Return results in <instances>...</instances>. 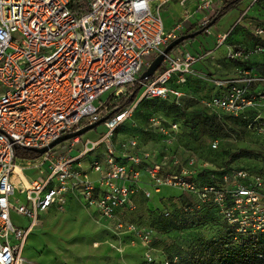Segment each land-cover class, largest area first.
Instances as JSON below:
<instances>
[{
  "label": "built area",
  "instance_id": "2783aa9c",
  "mask_svg": "<svg viewBox=\"0 0 264 264\" xmlns=\"http://www.w3.org/2000/svg\"><path fill=\"white\" fill-rule=\"evenodd\" d=\"M168 1L0 0V264H22L21 251L42 213L50 207L64 208L71 192L83 206L94 209L99 219L114 221V230L138 234L146 245L150 230L140 231L133 223L117 219L118 212L129 207L132 195L139 191L141 172L149 180L144 197L159 193L163 185L178 186L202 203L217 205L238 234L264 233L260 176L239 169L230 188H198L191 179L190 166L197 163L194 159L188 166L174 154L152 159L147 150L136 151L139 145L135 137L117 144L113 141L115 129L130 117L142 98L178 100L193 73L195 55L170 51L164 54L159 70L147 79L140 78L169 42L183 34L187 17L169 31L164 28L160 9ZM187 1L178 0L181 5ZM198 1L197 9L210 12L217 0ZM257 6L264 10V0H248L237 22ZM208 25L206 16L198 21V28H204L205 33H209ZM253 33L263 36L264 26H256ZM227 35L218 33L217 41L222 43ZM228 53V57L241 61L264 54V39L244 51L234 45ZM135 83L140 86L135 102L102 122L98 138H84L76 155H57L55 151L62 143H79L81 136L26 157L24 164L37 169L41 177L24 179L22 168L13 162L17 158L15 146L48 147L58 137L98 121L100 110L106 109L101 96L109 93L108 97H118ZM216 83L227 90L205 101L211 110L238 116L251 107L259 111L253 121L264 113L263 76L245 71L225 83ZM254 126L264 130V115ZM146 128L160 132L164 142L171 145L179 124L173 121L166 127L157 115L148 118ZM217 145L213 141L211 146ZM100 147L101 156L91 158L89 167H84V156L95 154ZM206 165L203 162L201 166ZM90 172L97 179H92ZM15 190L22 199H11ZM11 210L25 217V227L10 221ZM249 211L258 216L251 220Z\"/></svg>",
  "mask_w": 264,
  "mask_h": 264
},
{
  "label": "rangeland",
  "instance_id": "374dc122",
  "mask_svg": "<svg viewBox=\"0 0 264 264\" xmlns=\"http://www.w3.org/2000/svg\"><path fill=\"white\" fill-rule=\"evenodd\" d=\"M198 3L181 5L178 0L168 1L160 9L163 24L167 27L175 20L182 21L193 16V21H196L202 14L210 18L216 10L213 7L210 12L202 11L197 9ZM238 9L234 7L220 17L209 28L208 35L201 32L190 41L199 43V38L205 37L214 40L217 31H226L237 21ZM231 30L227 41L240 50L262 42L248 24L236 25ZM204 47L207 48L206 45ZM179 48L180 44L171 50L172 54L180 55ZM160 67L161 64L156 70ZM205 77L210 78V75ZM135 85L139 84L128 88ZM183 93L172 103L142 98L130 117L115 130L114 143L132 136L139 145L136 151L147 150L152 159L174 154L185 166L194 159L197 163L190 166L192 176H196L197 182L202 185L210 182L209 170L216 172L215 180L226 186H231L237 170H245L261 177L264 197V130L249 128L253 112L246 111L235 116L211 110L205 104L210 94L206 81L201 82L199 90H184ZM108 95L104 93L101 100H106ZM157 115L166 127L173 121L179 123V131L174 134L171 145L164 142V135L160 132L146 128L148 118ZM102 131L101 123L83 133L79 143L71 146L70 142H66L57 146L55 154L78 153L84 138L96 139ZM213 141L218 142L217 148L211 146ZM99 150L102 151L103 147ZM99 150L84 156V167H89L88 161L99 154ZM241 150L244 152L234 155ZM25 159L17 156L13 162L22 168L25 178L40 179L38 170L27 167ZM203 162L207 165L201 166ZM15 198L22 199L17 190L11 196L12 200ZM130 204L118 213V217L124 224L133 223L140 231L150 230L151 237L146 245L138 234L114 230L113 221L108 223L95 218L73 197L64 208L52 210L39 219L21 251L22 264H197L196 260L206 243L227 236L231 229L217 205H204L178 186L163 185L159 193L153 192L150 197H144L140 192ZM164 212L169 214L166 216ZM248 215L253 220L258 213L249 211ZM10 221L23 227L27 225L25 217L14 210L10 212Z\"/></svg>",
  "mask_w": 264,
  "mask_h": 264
},
{
  "label": "trees",
  "instance_id": "16d2710c",
  "mask_svg": "<svg viewBox=\"0 0 264 264\" xmlns=\"http://www.w3.org/2000/svg\"><path fill=\"white\" fill-rule=\"evenodd\" d=\"M240 1L241 0H227L226 2H224L210 16L209 24H211V26H212L220 17H222L223 15L228 13V11L233 9ZM199 29H200V27L198 29H194V26H190L185 30V33H188L192 30H194L196 32ZM192 38H194V37H192ZM192 38L184 39V41L180 44H184L185 42H187L188 40H191ZM251 48H253V47H251ZM251 48H249V49H251ZM259 55L262 56V60L259 63L255 64V62L252 59L256 55H252L248 59L242 61L240 63V66L242 67V69L244 71L248 70L252 74L264 77V54H259ZM188 77H187V80H188ZM187 80H186V83H187ZM186 83H185V85H186ZM184 86L182 87V89L184 88ZM139 88H140L139 85H135L132 88L127 87L126 91L123 94H120L118 97H112V98L108 97L105 101L106 102V109H102L99 112L101 117H112L113 114L119 112L120 110L127 108V106L134 103L135 102L134 100L137 96V93L139 92ZM226 89H227V87H226ZM216 95H218V94H216ZM211 97H214V96H211ZM157 99L162 100L159 98H157ZM157 99L152 98L151 100H157ZM208 99H210V96L208 97ZM162 101L172 103V102L177 101V100L171 98V100H162ZM216 111H218L219 113L227 114V113L222 112L220 110H216ZM246 111H252L253 112L252 113L253 117L249 120L248 126H249V128L254 129V127H255L254 125L263 119L264 113L261 112L260 118L257 121H253L254 118L259 114V111H256L255 109H253L251 107H248L243 111L242 114L246 113ZM14 150H15V154H17V156L22 157V158L34 157L37 155V153H35L31 150L26 149V148L24 149V148L19 147V146H15ZM243 152L244 151L241 150V151L235 153L234 155H239L240 153H243ZM209 174H210V182L204 183V185H215L217 187L226 186V184H224L222 182L218 183L215 180L217 178L216 172H213V170H209ZM191 179L198 188H201L204 186V185L197 182L196 176H191ZM232 182H231V186H226V187H229V188L232 187ZM193 196H195V195H193ZM196 199H197V197H196ZM205 203L207 205L216 206L212 202H205ZM205 203H204V205H205ZM236 238H237V240L233 241ZM196 262H198L197 264H264V233L263 232H251L250 231L249 233H246V234H238L235 231V227L231 225V229H230L229 234L227 236H223L219 239L211 240V241L206 243V245L204 246V250L199 255Z\"/></svg>",
  "mask_w": 264,
  "mask_h": 264
},
{
  "label": "crops",
  "instance_id": "0c3cea01",
  "mask_svg": "<svg viewBox=\"0 0 264 264\" xmlns=\"http://www.w3.org/2000/svg\"><path fill=\"white\" fill-rule=\"evenodd\" d=\"M227 0H217L215 2L214 7L216 8V10ZM198 2V0H189L187 1V3H195ZM248 0H241L236 6L235 8H240L238 9V15H242L243 12L246 10V6H247ZM214 12V11H213ZM200 13V12H199ZM202 14V13H200ZM213 14V13H212ZM198 15V14H197ZM205 15L202 14L200 18H198V20L193 21L194 16L193 17H187L184 21H183V25H184V30H183V34L185 33V30L190 27V26H194V29H198V21L203 18ZM238 16V18H239ZM237 18V20H238ZM176 22H180L179 20H175L174 22H172L169 26H165L164 24V28L166 31H169V29H171L174 24ZM237 21L234 22L233 25H230L228 30L226 31H217L215 33V39H208L207 37H205V39H201L199 38V43L196 41H190L188 40L187 42H185L184 44H180V51L181 53H184L185 51L190 52L191 54L195 55L197 57V61L192 65V69H193V73L191 75H189L188 80L186 85L184 86V90L186 91H197L199 90L200 86H201V82H205L208 85V88L210 90V94L209 96H215L216 94L221 95L223 94L227 89L224 85H218L216 83V81H221L223 83H225L226 81L230 80V78H234V77H238L240 76L241 73L243 72H247L248 70H243L242 67L240 66V63L242 62L239 59H233L228 57V52L231 49L232 46H234L233 43H231L230 41H227V38L222 42L219 43L217 41L216 35L218 33H230V31H232L231 29L239 24H248L249 28L252 29V31L254 30V28L258 25L264 26V10L257 6L254 7L248 11H246V13L243 16V19L239 22ZM163 23V22H162ZM236 24V25H235ZM211 27V26H209ZM195 32L194 30L188 32V33H193ZM204 32V31H202ZM205 33V32H204ZM206 35H208L209 33H205ZM254 34V33H253ZM197 36V35H196ZM195 37V36H194ZM259 37V36H258ZM262 39H264V35L259 37ZM262 43V42H260ZM204 45L207 46L204 47ZM258 45V44H257ZM256 46V45H254ZM253 46V47H254ZM254 58H256V60L254 61L255 64L259 63L262 60V56L261 55H256ZM249 72V71H248ZM206 74L210 75V78H206ZM203 79L205 81H203ZM198 84L200 86H198ZM183 90V91H184ZM102 151L99 150V154L96 155H100ZM72 154V152H70ZM72 154V155H76ZM101 156V155H100ZM83 161V159H82ZM18 171V170H17ZM141 177H140V182H139V191L137 193H135L134 195H132L131 197V202L132 199L136 198V195L140 192H142L143 194V190H145V188L149 187V180H148V176L146 175L145 172H141ZM89 176H91L92 179H97V175L95 173L90 172ZM23 177L25 180H33V179H27L25 178L24 174ZM147 178V179H146ZM77 198L80 202V204L82 205L80 199L73 193L71 192V194L68 195V201H70L71 198ZM83 206V205H82ZM85 209H87L91 214H93L95 216V218L99 219L97 216V213L95 212L94 209L91 208H87L84 206ZM58 209L57 207H50V209L44 213H42V215L40 216V218L45 215L46 213ZM124 211V210H123ZM120 213V212H118ZM117 219H119L118 214H117ZM99 220H103L106 221L108 223H110L111 221L105 220V219H99ZM113 224H115V222L113 221Z\"/></svg>",
  "mask_w": 264,
  "mask_h": 264
},
{
  "label": "water",
  "instance_id": "95a60500",
  "mask_svg": "<svg viewBox=\"0 0 264 264\" xmlns=\"http://www.w3.org/2000/svg\"><path fill=\"white\" fill-rule=\"evenodd\" d=\"M209 26H211V24H209L208 27ZM202 31H204V28H200L198 31L193 32V33H184V35H181V36L173 39L171 42H169V44L162 50V52H160L155 57V59L150 63V65L144 70V72L141 74L140 78L147 79L150 76H152L156 72V69L158 68V66L162 63V60L165 56L164 54L170 52V50H172L175 46L182 43L184 41V39L192 38L196 35H199V33H201ZM107 118L108 117H101L100 119H98V121L91 123V124H88V125H85L77 131L69 132V134H65L63 136H60L57 139H55L52 143H50L48 145V147H41L39 149L29 148V150L36 152L38 154L43 153V152L47 151L49 148L53 147L57 143L69 140L70 138H73L76 136H82L83 133L97 127L99 124H101L102 122L107 120Z\"/></svg>",
  "mask_w": 264,
  "mask_h": 264
},
{
  "label": "bare ground",
  "instance_id": "6f19581e",
  "mask_svg": "<svg viewBox=\"0 0 264 264\" xmlns=\"http://www.w3.org/2000/svg\"><path fill=\"white\" fill-rule=\"evenodd\" d=\"M18 169L17 168H15V171H17Z\"/></svg>",
  "mask_w": 264,
  "mask_h": 264
}]
</instances>
